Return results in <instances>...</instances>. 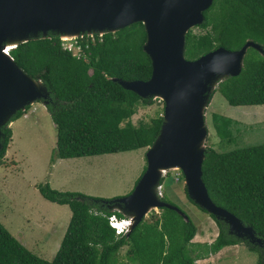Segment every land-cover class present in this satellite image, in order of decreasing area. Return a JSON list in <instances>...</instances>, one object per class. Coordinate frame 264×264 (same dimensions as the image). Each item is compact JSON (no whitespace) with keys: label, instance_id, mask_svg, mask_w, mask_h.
<instances>
[{"label":"trees","instance_id":"1","mask_svg":"<svg viewBox=\"0 0 264 264\" xmlns=\"http://www.w3.org/2000/svg\"><path fill=\"white\" fill-rule=\"evenodd\" d=\"M203 15V22L195 26L200 32L193 27L186 33V59L218 47L236 50L247 40L264 48V0H213ZM145 38L143 24L135 22L115 32L75 38L77 54L64 48L60 37L51 32L20 42L9 51L16 64L48 91L45 107L56 130V158L124 152L153 143L163 109L149 121L135 124L131 118L140 105L157 99L141 98L113 80L150 77L151 61L142 48ZM216 90L232 106L264 104V54L249 47L240 73L220 81L211 95ZM25 111H18L10 121ZM213 120L218 135L230 130V119L213 115ZM2 132L0 165L5 162L11 127H2ZM202 179L216 205L251 225L264 239V143L222 152L206 147ZM160 183L171 181L163 176ZM38 190L45 199L68 205L71 212L57 251L49 261L40 258L0 222V264H122L117 255L123 247L132 264H197V260L236 244L255 250L257 264H264V244L229 233L227 223L212 214L218 233L209 243L192 241L196 224L166 207L144 217L129 233L117 235L108 216L124 215L113 210L109 199L60 191L48 184H39Z\"/></svg>","mask_w":264,"mask_h":264},{"label":"water","instance_id":"2","mask_svg":"<svg viewBox=\"0 0 264 264\" xmlns=\"http://www.w3.org/2000/svg\"><path fill=\"white\" fill-rule=\"evenodd\" d=\"M212 1L0 0V151L2 127L34 102L45 104L48 96L42 82L16 64L11 49L48 32L67 40L115 32L141 22L146 34L142 48L151 61V75L147 80H113L141 98L162 101V123L147 148L146 168L134 188L111 199L110 206L128 218L127 233L151 210L163 207L177 211L187 221L183 211L160 197L161 178L169 170H180L190 200L225 221L229 233L263 245L264 239L251 225L211 200L202 179L207 136L204 110L209 98L220 81L240 73L249 47L264 54L259 43L247 40L236 50L218 47L196 59L185 58L186 33L203 22V11Z\"/></svg>","mask_w":264,"mask_h":264},{"label":"rangeland","instance_id":"3","mask_svg":"<svg viewBox=\"0 0 264 264\" xmlns=\"http://www.w3.org/2000/svg\"><path fill=\"white\" fill-rule=\"evenodd\" d=\"M193 31L198 33L200 29L195 27ZM65 41L66 44L75 43V39ZM78 51V47L72 45V52L77 54ZM153 99L157 101L138 107L131 118L133 123L149 121L162 111L164 103L158 98ZM27 107L19 118L6 124L11 127L12 136L4 156L8 168L0 165V222L31 252L49 261L58 249L71 212L68 205L45 199L38 185L48 184L56 190L78 191L109 200L127 195L146 168L148 147L94 156L56 158V130L45 104L39 100ZM213 115L230 119V130L226 129L229 134L227 131L224 135L217 134ZM204 122L207 127L205 148L212 147L222 152L264 143V104L232 106L216 90L204 110ZM179 171L169 170L164 174L171 183L161 184L160 197L177 206L196 224L199 230L192 241L211 240L218 232L217 225L209 213L189 201ZM153 211L158 213L159 209L151 210L145 218ZM125 252L126 247H123L117 255L118 261L132 264ZM257 260L255 250L240 244L234 248H222L196 262L257 264Z\"/></svg>","mask_w":264,"mask_h":264},{"label":"built area","instance_id":"4","mask_svg":"<svg viewBox=\"0 0 264 264\" xmlns=\"http://www.w3.org/2000/svg\"><path fill=\"white\" fill-rule=\"evenodd\" d=\"M62 41H63V43H62L63 47L70 50V51H72V45L76 46L75 43L71 42L69 44H66L65 40H62ZM108 221H109V224L115 229V233L117 235L126 232L128 222H129V220L126 216L120 218V217H117L115 214H111L108 216Z\"/></svg>","mask_w":264,"mask_h":264},{"label":"crops","instance_id":"5","mask_svg":"<svg viewBox=\"0 0 264 264\" xmlns=\"http://www.w3.org/2000/svg\"><path fill=\"white\" fill-rule=\"evenodd\" d=\"M11 123H12V121L10 122V124H11ZM8 160H10V159H8ZM8 160H7V161H8ZM4 161H5V159H4ZM11 164H14V163H11ZM1 166H5V167L8 168V164H6L5 162H4L3 164H1ZM70 215H71V214H70ZM207 219H210V218H207ZM207 219H206V220H207ZM212 220H213V219H212ZM38 227H41V225H38ZM66 227H67V226H66ZM197 228H198V227H197ZM198 230H199V229H197V231H198ZM217 233H218V232H217ZM196 234H197V233H196ZM202 235H205V233L203 232ZM216 235H217V234H216ZM34 236H37V235H34ZM215 237H216V236H215ZM215 237H214V238H215ZM214 238H213V239H214ZM213 239L208 240V241H205V242H208V243H209V242H211ZM237 246H240V245L236 244V245L226 246V247H224V249L229 248V247H230V248H234V247H237ZM203 259H204V258H202L201 260H203ZM199 260H200V259H199ZM197 264H198V263H197Z\"/></svg>","mask_w":264,"mask_h":264},{"label":"bare ground","instance_id":"6","mask_svg":"<svg viewBox=\"0 0 264 264\" xmlns=\"http://www.w3.org/2000/svg\"><path fill=\"white\" fill-rule=\"evenodd\" d=\"M161 171V170H160Z\"/></svg>","mask_w":264,"mask_h":264}]
</instances>
